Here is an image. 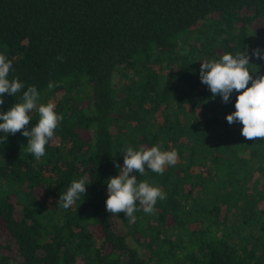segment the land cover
Returning a JSON list of instances; mask_svg holds the SVG:
<instances>
[{"label":"trees","instance_id":"obj_1","mask_svg":"<svg viewBox=\"0 0 264 264\" xmlns=\"http://www.w3.org/2000/svg\"><path fill=\"white\" fill-rule=\"evenodd\" d=\"M257 27L264 0H0L10 79L63 116L40 159L20 132L0 143V264H264V139L227 122L237 92L225 104L199 77L201 62L237 52L264 75ZM157 144L177 163L133 174L166 199L135 220L109 214L113 161ZM85 176L65 209L60 194Z\"/></svg>","mask_w":264,"mask_h":264},{"label":"clouds","instance_id":"obj_2","mask_svg":"<svg viewBox=\"0 0 264 264\" xmlns=\"http://www.w3.org/2000/svg\"><path fill=\"white\" fill-rule=\"evenodd\" d=\"M251 56L264 60V51L253 49ZM58 59L62 61L63 57ZM250 59L248 52H237L235 55L225 53L218 60L201 62L199 77L212 93V98L220 96L225 104L230 101L234 91L238 93L234 105L236 110L228 114L226 120L230 125L236 122L242 124L241 135L245 140L255 141L264 139V75L253 76L258 70H250ZM12 70V60L0 53V106L5 104V94L15 97L22 92L20 102L6 112L0 111V133H3L0 143L7 142L8 134L20 132L28 138L27 151L40 159L45 156L46 145L54 138L63 116L56 112L55 103L39 102L40 92L34 85L26 88L18 77L10 79ZM47 87L51 90L55 84L49 82ZM34 111L39 119L29 130L27 126L33 120ZM161 148L159 144L139 150L127 147L123 153V166L113 161L118 174L107 179L108 198L105 205L109 214L123 213L130 220H135L136 211L142 209L146 214H152L157 202L166 199L167 194L160 187L146 180L138 181L137 175L133 174L142 176L148 170L163 175L166 166H174L178 160V150L164 151ZM87 184V176L73 180L67 191L60 194L59 201L63 202L65 209L86 195Z\"/></svg>","mask_w":264,"mask_h":264},{"label":"rangeland","instance_id":"obj_3","mask_svg":"<svg viewBox=\"0 0 264 264\" xmlns=\"http://www.w3.org/2000/svg\"><path fill=\"white\" fill-rule=\"evenodd\" d=\"M256 31L259 36H264V28L257 27Z\"/></svg>","mask_w":264,"mask_h":264}]
</instances>
